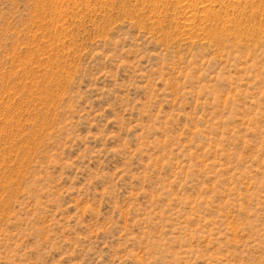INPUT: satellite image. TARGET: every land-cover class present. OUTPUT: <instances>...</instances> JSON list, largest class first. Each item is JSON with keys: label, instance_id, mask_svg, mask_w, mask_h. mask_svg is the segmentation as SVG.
<instances>
[{"label": "rangeland", "instance_id": "374dc122", "mask_svg": "<svg viewBox=\"0 0 264 264\" xmlns=\"http://www.w3.org/2000/svg\"><path fill=\"white\" fill-rule=\"evenodd\" d=\"M205 1L0 0V264H264V0Z\"/></svg>", "mask_w": 264, "mask_h": 264}, {"label": "bare ground", "instance_id": "6f19581e", "mask_svg": "<svg viewBox=\"0 0 264 264\" xmlns=\"http://www.w3.org/2000/svg\"><path fill=\"white\" fill-rule=\"evenodd\" d=\"M159 1H160V0H159ZM203 1H204V0H203ZM206 1H207V0H206ZM206 1L203 2V3L206 4V6H207V5H208V4H207L208 2L206 3ZM210 1H211V0H210ZM210 1H209V2H210ZM213 1H214V0H213ZM220 1H221V0H220ZM235 1H236V0H235ZM243 1H244V0H243ZM245 1H246V0H245ZM245 1H244V2H245ZM262 1H263V0H262ZM262 1H261V2H262ZM191 2H193V1H191ZM195 2H196V1H195ZM201 2H202V1H201ZM214 2H215V1H214ZM218 2H219V1H218ZM230 2H231V1H230ZM244 2H243V3H244ZM253 2H255V1H253V0H247V1H246V4H252L251 6H253ZM258 2H260V0H259ZM153 3H154V2H153ZM203 3H202V5H203ZM215 3H216V2H215ZM226 3H227V1H226ZM238 3H240V2H238ZM186 4H187V3H186ZM209 4H210V3H209ZM222 4H223V5H222ZM222 4H221V6L224 8L225 0H224V3L222 2ZM156 5H157V4H156ZM225 5H226V4H225ZM229 5H231V4H229ZM229 5H228V6H229ZM240 5H241V3H240ZM255 5H256V4H255ZM260 5H261V4H260ZM157 6H158V5H157ZM206 6L203 5V8L206 7ZM210 6H211V4H210ZM228 6H227V7H228ZM247 6H248V5H247ZM184 7H185V6H184ZM207 7H208V6H207ZM229 7H230V6H229ZM245 7H246V6H245ZM245 7H244V9H245ZM254 7H255V6H254ZM259 7H261V6L258 5V9H259ZM189 8H190V7H189ZM256 8H257V7H256ZM246 9H247V8H246ZM249 9H250V8H249ZM251 9H252V7H251ZM253 9H255V8H253ZM208 10H209V9H208ZM224 10H225V9H224ZM228 10H229V9H228ZM241 10H243L242 7H241ZM256 10H257V9H256ZM256 10H255V11H256ZM261 10H262V9H261ZM157 11H158V10H157ZM220 11H221V10H220ZM236 11H237V10H236ZM251 11H253V10H251ZM245 12L247 13V11H244V13H245ZM246 15H247V14H246ZM253 15H254V13H253ZM213 16H214V15H213ZM218 16H219V15L217 14L216 17H218ZM220 16H221V17H220ZM220 16H219L220 18H222V16H223V15H221V12H220ZM228 16H229V15H228ZM242 16H243V15H242ZM242 16H241V17H242ZM255 16H256V15H254L253 17H255ZM219 17H218V19H219ZM244 17H247V16H244ZM192 18H193V17H192ZM189 19H190V17L188 18V20H189ZM223 19H224V18H223ZM229 19H230V18H229ZM191 20H192V19H191ZM191 20H190V21H191ZM219 20H220V19H219ZM226 20H227V19H226ZM186 21H187V20H186ZM221 21H222V20H221ZM228 21L231 22L230 20H228ZM187 22H189V21H187ZM218 22H219V21H218ZM218 22H217V23H218ZM222 22H223V21H222ZM222 22H221V23H222ZM224 22H226V23L228 24L227 21L224 20ZM235 22H236V21H235ZM185 23H186V22H185ZM189 23H190V22H189ZM191 23H192V22H191ZM213 24H214V23H213ZM224 24H225V23H224ZM190 25H191V24H190ZM217 25H218V24H217ZM239 25H240V24H239ZM181 26H182V25H181ZM192 26H194V25H192ZM183 27H184L183 30H185V28L187 29V28L189 27L188 23H187V24H184ZM183 27H181V28H183ZM197 27H198V26H197ZM215 27H216V26H215ZM215 27H214V30L212 29V32H211V31H210V32L212 33V35L214 36V38L217 40L216 42H218V41L221 42V40H222L221 37H222V34H223V30L221 31L219 28L217 29V27H216V28H215ZM208 28H209V27H208ZM222 28H223V27H222ZM191 29H192V28H191ZM191 29H189L188 31H191ZM209 30H210V29H209ZM240 30H241V29H240ZM185 31H186V30H185ZM200 31H201V30H200ZM224 31H225V30H224ZM234 31H235V29H234ZM251 31H252V30H251ZM210 32H209V33H210ZM225 32H226V31H225ZM186 33H187V32H186ZM211 33H210V34H211ZM182 34H183V33H182ZM188 34H189V32H188ZM225 34H226V33H225ZM208 35H209V34H208ZM236 35H237V34H236ZM238 36H239V35H238ZM235 38H236V37H235ZM223 39H224V38H223ZM237 39H238V38H237ZM237 39H236V40H237ZM226 40H227V39H226ZM212 43H213V42H212ZM221 43H222V42H221Z\"/></svg>", "mask_w": 264, "mask_h": 264}]
</instances>
